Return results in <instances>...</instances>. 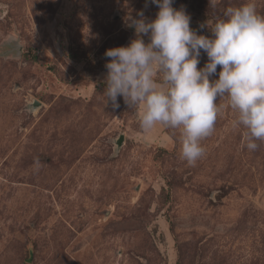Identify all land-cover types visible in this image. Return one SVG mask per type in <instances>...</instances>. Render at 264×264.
Wrapping results in <instances>:
<instances>
[{
  "label": "rangeland",
  "instance_id": "rangeland-1",
  "mask_svg": "<svg viewBox=\"0 0 264 264\" xmlns=\"http://www.w3.org/2000/svg\"><path fill=\"white\" fill-rule=\"evenodd\" d=\"M249 2L264 16V0L173 7L211 37L228 7ZM158 10L0 0V264H264V142L246 149L227 100L195 166L180 130L146 133L142 109L105 104V51L135 38L129 12Z\"/></svg>",
  "mask_w": 264,
  "mask_h": 264
},
{
  "label": "clouds",
  "instance_id": "clouds-1",
  "mask_svg": "<svg viewBox=\"0 0 264 264\" xmlns=\"http://www.w3.org/2000/svg\"><path fill=\"white\" fill-rule=\"evenodd\" d=\"M174 2L146 0L159 9L155 19L143 11L125 16L135 38L104 53L106 106L119 108L122 98L142 109L146 133L156 125L180 130L181 158L195 166L205 155L201 141L215 130L219 101L226 99L237 114L233 127L245 130L244 146L258 150L257 142H264V16L252 2L228 7L209 37L198 35L191 16ZM201 52L207 62L198 68Z\"/></svg>",
  "mask_w": 264,
  "mask_h": 264
},
{
  "label": "trees",
  "instance_id": "trees-1",
  "mask_svg": "<svg viewBox=\"0 0 264 264\" xmlns=\"http://www.w3.org/2000/svg\"><path fill=\"white\" fill-rule=\"evenodd\" d=\"M29 255L31 256V250L29 251ZM29 260H30V257H29Z\"/></svg>",
  "mask_w": 264,
  "mask_h": 264
},
{
  "label": "water",
  "instance_id": "water-1",
  "mask_svg": "<svg viewBox=\"0 0 264 264\" xmlns=\"http://www.w3.org/2000/svg\"><path fill=\"white\" fill-rule=\"evenodd\" d=\"M120 140H122V137H120ZM118 145H120V142L118 143Z\"/></svg>",
  "mask_w": 264,
  "mask_h": 264
}]
</instances>
